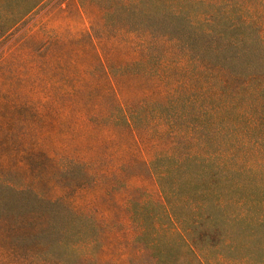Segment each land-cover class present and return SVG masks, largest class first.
<instances>
[{
	"label": "rangeland",
	"instance_id": "1",
	"mask_svg": "<svg viewBox=\"0 0 264 264\" xmlns=\"http://www.w3.org/2000/svg\"><path fill=\"white\" fill-rule=\"evenodd\" d=\"M36 1L0 0V264H264V166L235 175L232 205L211 202L210 226L185 237L157 208L149 163L166 145L137 137V115L151 128L167 93L150 65L185 30L171 1L43 0L9 29ZM140 23L158 44L146 53ZM250 52L226 59L263 76Z\"/></svg>",
	"mask_w": 264,
	"mask_h": 264
},
{
	"label": "trees",
	"instance_id": "2",
	"mask_svg": "<svg viewBox=\"0 0 264 264\" xmlns=\"http://www.w3.org/2000/svg\"><path fill=\"white\" fill-rule=\"evenodd\" d=\"M42 1L20 18L9 15V29ZM168 1L163 8L183 22L185 30L150 65L167 93L154 102L151 128L137 115V137L146 135L166 145L150 161L149 172L163 201L157 208L169 216L172 231L185 237L202 222L210 226L211 202L224 213L232 205L225 186L235 175L264 166V75H241L234 55L226 59L232 50H253L264 61V0ZM147 29L142 23L137 28L138 47L145 53L158 47L157 41L148 40ZM200 42L206 53L199 63L192 55L193 45ZM145 63L137 62L141 72L150 70ZM168 70L171 74L163 77ZM146 108L142 101L137 111L144 115Z\"/></svg>",
	"mask_w": 264,
	"mask_h": 264
}]
</instances>
